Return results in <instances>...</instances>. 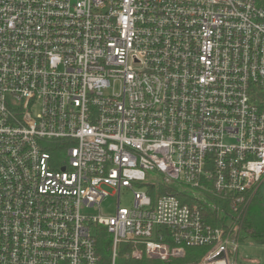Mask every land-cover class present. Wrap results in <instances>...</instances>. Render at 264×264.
<instances>
[{
	"label": "built area",
	"instance_id": "2783aa9c",
	"mask_svg": "<svg viewBox=\"0 0 264 264\" xmlns=\"http://www.w3.org/2000/svg\"><path fill=\"white\" fill-rule=\"evenodd\" d=\"M263 183L264 0H0V264H100V227L112 264H241L159 188L236 210Z\"/></svg>",
	"mask_w": 264,
	"mask_h": 264
},
{
	"label": "trees",
	"instance_id": "16d2710c",
	"mask_svg": "<svg viewBox=\"0 0 264 264\" xmlns=\"http://www.w3.org/2000/svg\"><path fill=\"white\" fill-rule=\"evenodd\" d=\"M160 193L178 196L182 202L197 206L203 215V221L213 227H223L226 232H232L242 243L247 240L254 244L264 245V192L260 188L247 195L244 203L235 210L232 199L221 194L205 193V198L215 205L209 206L200 199L170 186L159 188ZM226 217V219H222ZM112 239L104 227L97 233V247L100 254V264H112ZM130 244H121L116 264H192L199 262L207 252L206 246H186V254L181 258L168 260L143 256L141 259L126 257L131 250ZM253 262L252 260H249Z\"/></svg>",
	"mask_w": 264,
	"mask_h": 264
},
{
	"label": "rangeland",
	"instance_id": "374dc122",
	"mask_svg": "<svg viewBox=\"0 0 264 264\" xmlns=\"http://www.w3.org/2000/svg\"><path fill=\"white\" fill-rule=\"evenodd\" d=\"M264 192V183L260 188ZM111 193V192H110ZM132 193L124 191L121 194V206H132ZM118 196L109 195L101 203L100 212L105 216L114 215L117 210ZM120 252V248H119ZM241 264H264V245L254 244L251 241H246L240 245L239 249ZM118 258V257H117ZM252 260L253 262L249 261ZM117 261V259H116Z\"/></svg>",
	"mask_w": 264,
	"mask_h": 264
},
{
	"label": "water",
	"instance_id": "95a60500",
	"mask_svg": "<svg viewBox=\"0 0 264 264\" xmlns=\"http://www.w3.org/2000/svg\"><path fill=\"white\" fill-rule=\"evenodd\" d=\"M220 256H223V253H222V254H220Z\"/></svg>",
	"mask_w": 264,
	"mask_h": 264
}]
</instances>
